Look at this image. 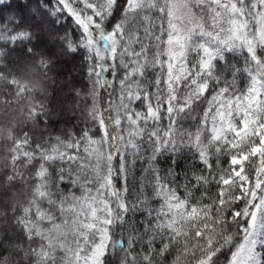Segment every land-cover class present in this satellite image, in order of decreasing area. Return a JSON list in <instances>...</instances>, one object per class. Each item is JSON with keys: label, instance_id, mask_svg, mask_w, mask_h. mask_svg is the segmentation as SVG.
Returning a JSON list of instances; mask_svg holds the SVG:
<instances>
[{"label": "snow or ice", "instance_id": "snow-or-ice-1", "mask_svg": "<svg viewBox=\"0 0 264 264\" xmlns=\"http://www.w3.org/2000/svg\"><path fill=\"white\" fill-rule=\"evenodd\" d=\"M225 52L243 55L239 94L215 71ZM75 54L76 123L57 131L47 81ZM0 116V264H264V0H18L0 15ZM185 147L207 174L182 196L157 161Z\"/></svg>", "mask_w": 264, "mask_h": 264}, {"label": "trees", "instance_id": "trees-1", "mask_svg": "<svg viewBox=\"0 0 264 264\" xmlns=\"http://www.w3.org/2000/svg\"><path fill=\"white\" fill-rule=\"evenodd\" d=\"M18 0H5V5L0 6V15L8 16L12 12L16 10ZM11 4V7H8L7 5ZM69 24V21H68ZM70 25V24H69ZM11 63V60L9 61ZM230 63H232V67H236L239 64V61L232 60ZM23 63L21 64L20 68H17L16 71L23 74ZM84 71L82 70L81 63L78 60V58L75 55L64 57L62 58L57 66L52 70L50 73L49 80L47 83L49 84V91L53 92L54 99L52 100V106L55 108V104L65 105V112L61 113L58 120L54 119L53 123L55 126V129L57 131H60V129L63 127L65 130L71 128L70 124V114L66 111V105L67 103L71 102V96L67 94V87L69 82L79 87L82 84H85V81L83 79ZM107 75V74H106ZM58 78V79H57ZM59 80V82H62L63 85H61L64 89L62 91V87H58L57 85L52 84V80ZM37 96L40 95L39 92L36 93ZM0 120L6 122L8 120L7 116H0ZM73 125V124H72ZM4 154L3 148H0V155ZM221 163H223L225 166H227V157H221ZM213 165L215 166V157L213 156ZM158 168L163 172L167 173L169 170L173 172L177 182H183L185 179V176L182 174V168L180 167V160L175 156V162H173V159L171 158L170 154H165L161 156L157 161ZM143 175L141 168L139 166V163L137 164L136 168L132 171V173L129 176V191L136 193L140 188V180L141 176ZM133 176L135 179H133ZM182 180V181H181ZM216 186L212 185L211 191L215 192ZM203 191V188H201V191H196L197 194L194 196V199H199L201 196V192ZM154 206L158 207V204H155ZM239 207H243V203L241 202ZM130 222H137L139 221V216H133L131 219H129ZM233 231H235V226H233Z\"/></svg>", "mask_w": 264, "mask_h": 264}, {"label": "rangeland", "instance_id": "rangeland-1", "mask_svg": "<svg viewBox=\"0 0 264 264\" xmlns=\"http://www.w3.org/2000/svg\"><path fill=\"white\" fill-rule=\"evenodd\" d=\"M69 24H71V20L69 19ZM75 56L78 58V60L82 61V54H75ZM232 60L239 61V64L236 67H232V63H230ZM215 64V71L217 74H221L223 78L229 82H232L233 80L235 81V86L234 90L239 94L241 90H244L248 84V79H247V74L243 71L244 68V59L243 55L241 54H233V53H228L225 52V60H216L214 61ZM82 67V66H81ZM235 69H239V71L236 72L235 76H233V71ZM82 70L84 73L86 72V66L82 67ZM149 76L154 78V74L150 71ZM58 79V78H57ZM58 87H62L63 85L62 82H59V80L55 79V84ZM206 105H202L201 108L205 107ZM55 108H57V105L55 104ZM197 115H202V111H199ZM70 124H75L76 121L75 119L70 115ZM83 122H81L82 125ZM196 120L192 119H186L182 121V125L184 128L191 129L192 131H195L196 127ZM176 157L180 160V167L182 168V174L183 176H187L188 180H193V177L195 175H200L202 172L204 174H207V169L206 167L199 161V159L196 157L194 150L189 151L187 147L183 148L182 151L176 153ZM212 163H213V158H212ZM213 167H215L213 165ZM182 181V180H181ZM186 183L185 179L183 182H177L175 181L174 186L179 189V194L184 196L186 193L184 192V184ZM131 195H129V200L135 199L136 193L130 192ZM197 192H193V199L194 196H196ZM133 216L130 215L129 219H131Z\"/></svg>", "mask_w": 264, "mask_h": 264}]
</instances>
